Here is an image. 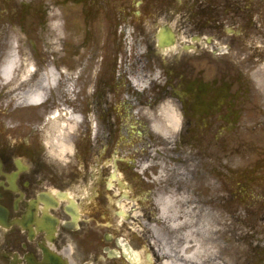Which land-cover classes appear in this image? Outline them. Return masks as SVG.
<instances>
[{
    "label": "flooded vegetation",
    "instance_id": "af4514ba",
    "mask_svg": "<svg viewBox=\"0 0 264 264\" xmlns=\"http://www.w3.org/2000/svg\"><path fill=\"white\" fill-rule=\"evenodd\" d=\"M109 14V43L146 49L97 71L98 58H26L32 4L0 0V264H167L193 222L215 230L220 264H264V204L245 250L241 215L264 194V151L235 166L225 147L264 109V0H109ZM69 114L56 173L44 138Z\"/></svg>",
    "mask_w": 264,
    "mask_h": 264
},
{
    "label": "rangeland",
    "instance_id": "374dc122",
    "mask_svg": "<svg viewBox=\"0 0 264 264\" xmlns=\"http://www.w3.org/2000/svg\"><path fill=\"white\" fill-rule=\"evenodd\" d=\"M25 1L32 4V28L34 33L32 44L23 46L26 58H62L63 60L65 58V63H61L62 65H71L69 63L70 58H98L97 71H99L102 63L101 58L105 59L103 64L105 70V66H109V58H132L135 51L138 55L146 49V47L139 45L134 47L132 43H109L115 30L114 25L111 24L114 16L112 17L109 14V0ZM153 50H156V47H153ZM8 58H11V56L8 55ZM254 77L264 97L263 63L258 64ZM65 92L67 94L72 93L71 88H67ZM244 117L237 126L226 131V150L231 149L229 145L233 143L234 150L237 152L231 156V161L235 162V166H237V162L245 163L249 158L252 160L255 156L254 152L260 155L264 151V109L255 114L248 113L247 119H244ZM249 119L253 120L250 122ZM50 125V135L44 138L45 150L51 166L58 173L64 165L68 166L71 159L69 153L72 154L73 146L70 136L76 125L71 122L61 124L53 120ZM255 194L254 199L257 198L260 201L250 207L243 206L241 208L242 218L249 215V217H246L248 223L245 220L242 221V226L244 225L242 227V250L246 249V242L252 241L250 226L254 224L253 218L257 219L253 212L255 213L256 209L260 210L261 204H264L263 193L261 194L257 190ZM262 209L264 211V208ZM203 225V222H193L192 230H189L187 236L185 235L187 244L190 247L187 250L184 248L176 255L172 251L173 254L171 253L167 258L170 264H220L218 257L219 245H217L218 240L215 230L210 227L207 234L203 231ZM206 234L208 236L207 241H209L208 245L205 242ZM255 238L259 239L260 235L258 234ZM252 242L254 245L255 242Z\"/></svg>",
    "mask_w": 264,
    "mask_h": 264
},
{
    "label": "bare ground",
    "instance_id": "6f19581e",
    "mask_svg": "<svg viewBox=\"0 0 264 264\" xmlns=\"http://www.w3.org/2000/svg\"><path fill=\"white\" fill-rule=\"evenodd\" d=\"M13 64H14V62L11 61V60H9V62H8V64L6 65L5 69L3 70V76H4L7 80H8V79L10 78V76H11L12 68H13ZM50 79H51L52 82L55 81L54 74H51V75H50ZM42 99H43V92H38V93L34 94L33 96H31L30 101L33 102V103H39V102H41ZM68 117H69L68 119L71 120V122H73V123L76 122V121H78V118L75 117V116L72 115V114H69ZM55 118H56V117H55ZM167 264H169V263L167 262Z\"/></svg>",
    "mask_w": 264,
    "mask_h": 264
},
{
    "label": "clouds",
    "instance_id": "9594fccd",
    "mask_svg": "<svg viewBox=\"0 0 264 264\" xmlns=\"http://www.w3.org/2000/svg\"><path fill=\"white\" fill-rule=\"evenodd\" d=\"M180 120H181V116L180 114L177 112L176 113V118H175V123L173 124V129L178 131L179 127H180Z\"/></svg>",
    "mask_w": 264,
    "mask_h": 264
}]
</instances>
